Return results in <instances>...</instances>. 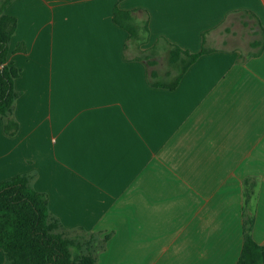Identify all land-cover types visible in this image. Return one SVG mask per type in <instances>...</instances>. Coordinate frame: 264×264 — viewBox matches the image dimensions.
I'll list each match as a JSON object with an SVG mask.
<instances>
[{
  "label": "crops",
  "instance_id": "1",
  "mask_svg": "<svg viewBox=\"0 0 264 264\" xmlns=\"http://www.w3.org/2000/svg\"><path fill=\"white\" fill-rule=\"evenodd\" d=\"M117 4L148 14L140 49L114 23ZM6 13L19 127L7 135L0 117V184L30 175L61 232L107 236L96 264H236L255 178L264 246V50L251 46L264 0H14ZM160 40L152 68L139 50ZM172 45L208 51L175 89L153 87L152 69L173 75Z\"/></svg>",
  "mask_w": 264,
  "mask_h": 264
},
{
  "label": "trees",
  "instance_id": "2",
  "mask_svg": "<svg viewBox=\"0 0 264 264\" xmlns=\"http://www.w3.org/2000/svg\"><path fill=\"white\" fill-rule=\"evenodd\" d=\"M13 1H0V117L6 118L4 131L10 136L15 135L19 127L12 114L14 103L20 95L15 88L20 69L8 62L9 44L18 24L16 17L6 13ZM137 11L124 10L117 4L113 20L128 33L130 42L140 49L149 42V16L144 12V18L138 17L135 15ZM161 42L158 41L148 50H139L138 58L155 67ZM251 46L258 49L252 56L262 53L264 28L263 38L253 41ZM207 51L203 48L200 52L190 53L172 45L168 57L172 77L162 80L158 71L152 69L151 85L175 89L189 67ZM256 189L255 178L244 179L243 246L236 264H264V246L253 237ZM60 227L49 211L47 195L32 187L30 175H19L0 184V249L6 257L4 264H96L98 252L104 249L108 237L103 241L95 235H92V239L75 238L61 232Z\"/></svg>",
  "mask_w": 264,
  "mask_h": 264
},
{
  "label": "rangeland",
  "instance_id": "3",
  "mask_svg": "<svg viewBox=\"0 0 264 264\" xmlns=\"http://www.w3.org/2000/svg\"><path fill=\"white\" fill-rule=\"evenodd\" d=\"M159 66L162 70H166L167 69V61L160 60Z\"/></svg>",
  "mask_w": 264,
  "mask_h": 264
},
{
  "label": "water",
  "instance_id": "4",
  "mask_svg": "<svg viewBox=\"0 0 264 264\" xmlns=\"http://www.w3.org/2000/svg\"><path fill=\"white\" fill-rule=\"evenodd\" d=\"M48 264H52V263H48Z\"/></svg>",
  "mask_w": 264,
  "mask_h": 264
}]
</instances>
